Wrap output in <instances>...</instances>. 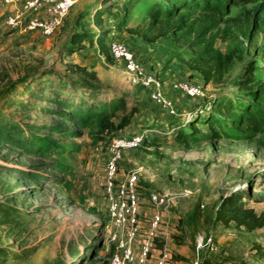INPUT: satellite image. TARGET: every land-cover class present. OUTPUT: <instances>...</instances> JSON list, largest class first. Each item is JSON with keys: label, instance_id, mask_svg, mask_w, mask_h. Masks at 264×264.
Returning a JSON list of instances; mask_svg holds the SVG:
<instances>
[{"label": "rangeland", "instance_id": "1", "mask_svg": "<svg viewBox=\"0 0 264 264\" xmlns=\"http://www.w3.org/2000/svg\"><path fill=\"white\" fill-rule=\"evenodd\" d=\"M100 1L78 0L60 30L46 38L38 32H11L5 23L11 8L0 0V91L33 66L39 71L53 69L62 77H74L67 70L79 66L95 75L94 83L104 92L98 100L125 96L129 108L140 106L165 123L191 119L195 108L215 100L228 98L238 105L246 101L236 80L249 63L257 67L255 79L264 81V0L243 3L226 16L183 12L160 23L133 11L123 27L115 22L98 27L93 17H80L84 11H94ZM249 20L256 27L254 37L243 33ZM85 23L96 34L111 32L104 43L94 36L93 42L83 41L82 49L70 54L71 37ZM114 41L125 44L145 70L162 81L175 114L151 101L146 88L131 82L124 65L111 56ZM32 80L17 82L15 91L0 99V118L19 124L40 146L50 142L57 161L0 143V264H111L116 246L111 241L105 181L110 146L117 137L55 115L35 112L25 118L11 104L5 105L31 101ZM180 82L200 86L203 95L191 98L175 90ZM67 91L74 93L71 88ZM38 106L57 108L50 103ZM139 119L137 115L135 120ZM223 120L224 129L197 126L195 141L165 138L158 129L152 143L143 141L121 151L118 178L139 177L142 207L150 208L148 198L154 191L173 201L166 219L169 237L155 242L147 264H157L165 245L171 251L168 264H264V146L257 140L226 138L224 131L233 132L231 118L223 115ZM51 124L80 135L53 133L46 127ZM139 128L135 123L121 135L135 136ZM57 163L64 165V172L56 171ZM237 193L245 195L238 203L227 200L226 209L232 204L234 209L222 211L224 200ZM151 218L142 215V231H148ZM163 229L164 225L159 234Z\"/></svg>", "mask_w": 264, "mask_h": 264}, {"label": "trees", "instance_id": "2", "mask_svg": "<svg viewBox=\"0 0 264 264\" xmlns=\"http://www.w3.org/2000/svg\"><path fill=\"white\" fill-rule=\"evenodd\" d=\"M117 1L116 3L115 0H101L94 11L90 9L84 11V13L80 14V17H93L94 24L98 27L108 25L110 22H115L118 27H123L130 20L133 11L149 16L154 20V23H160L163 20L178 18L183 12L214 13L219 16H226L233 8L254 0ZM112 2L115 4L109 5ZM114 5H117V7L120 5V7L116 8ZM114 11L117 14H112ZM89 27L90 24L85 23L82 25L81 32L73 34L70 44L67 46L70 54L80 51L83 41L93 42L92 37L94 36H98V41L101 44L104 43L111 32L108 29L104 30L102 35H99L89 31ZM255 29V24L249 20V24L243 33L248 37H254ZM11 32H15V30ZM256 71L257 67L253 63H249L247 69L236 80V86L243 92L246 101L240 102L238 105L228 98L215 100L201 108H195L193 110L195 116L191 119L165 123L157 122L155 118L144 112L140 106L133 105L129 108L125 96L116 95L112 98L106 97L104 100H98L104 95V92H102L100 86L94 83L96 80L95 75L87 74L86 69L79 66L67 70V73L74 74V77L56 75L53 69L39 71L37 66L30 67L22 77L10 83L6 89H1L0 99H5L7 94L15 91L17 82L24 83L33 79L32 84L28 88L30 89L31 99L36 102L24 99L16 102H5V105L11 104L25 118L35 112L55 115L69 123H75L82 127L92 124L96 126L102 135H108L112 138H126L122 137L121 133L136 123L140 126L139 130H137L140 131L138 134L144 135V143H152L151 139L156 135L155 131L158 129L163 131L165 138H175L180 142L195 141L199 139L197 126L211 125L224 129L223 115H227L231 118L233 132L224 131L226 138L238 142H253L257 140L264 146V81L255 79ZM76 74L78 75L77 77H75ZM68 88L74 91L72 95L67 91ZM76 91H78L79 95L76 94ZM147 91L148 98L153 101L150 98V91ZM44 103H50L57 108L38 106ZM201 110L202 112H200ZM168 113L171 114L170 112ZM137 115L140 116L139 120H135ZM46 127H48L49 131L65 137L80 135L79 132L58 124H51ZM0 143L1 145H6V147L17 149L36 157L57 161L56 158H53L54 147L50 142L47 141L43 146L38 145L35 140L25 135V131L19 124L5 121L4 118H0ZM54 167L57 172L62 173L65 171L64 165L57 163ZM243 195L245 194H233L230 198L224 200L222 211L234 209V204L229 209H226L227 200L232 203H238L243 198ZM245 196L251 197V193L246 192Z\"/></svg>", "mask_w": 264, "mask_h": 264}, {"label": "built area", "instance_id": "3", "mask_svg": "<svg viewBox=\"0 0 264 264\" xmlns=\"http://www.w3.org/2000/svg\"><path fill=\"white\" fill-rule=\"evenodd\" d=\"M78 0H4L11 9L8 12L6 26L19 33L38 32L50 38L64 25L71 9ZM114 60L124 65L127 76L135 86H142L150 91V98L171 114H175L174 104L165 97L162 81L149 73L137 61L135 54L125 44L114 41L110 45ZM174 89L190 97L202 96V88L191 83H177ZM144 141V135L136 134L129 138L115 139L110 148L112 156L106 165L105 196L111 223V241L116 246L111 264H147L151 257L159 231L164 225L165 239L169 237L170 209L173 201L164 193L151 192L148 204L153 212L150 228L144 233L140 249L135 252V243L142 232L143 188L139 177L118 178V164L121 151L134 149ZM190 194L185 192V196ZM171 251L165 245L159 252L157 264H168ZM195 264H198L197 262Z\"/></svg>", "mask_w": 264, "mask_h": 264}, {"label": "crops", "instance_id": "4", "mask_svg": "<svg viewBox=\"0 0 264 264\" xmlns=\"http://www.w3.org/2000/svg\"><path fill=\"white\" fill-rule=\"evenodd\" d=\"M125 131H126V130H125ZM137 132H138V131H137ZM143 201H145V200H143ZM141 212H142V215H143L144 217H149L150 215H153L152 210H151L150 208H148V207H145V206L142 207ZM151 213H152V214H151ZM145 221H148V220H145ZM164 230H166V228H164ZM144 233H145V231H142V232H141V234H140L139 237H138L137 242L135 243V252H138L139 249H140V244H141L142 239H143V237H144ZM164 239H165V232H161V233L159 234V237L156 239V242H159L160 240H164ZM147 263H148V262H147Z\"/></svg>", "mask_w": 264, "mask_h": 264}]
</instances>
